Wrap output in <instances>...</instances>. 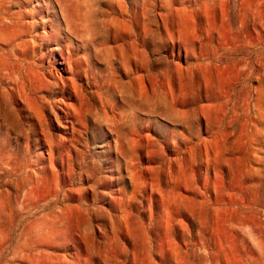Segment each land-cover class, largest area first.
I'll use <instances>...</instances> for the list:
<instances>
[{
  "label": "rangeland",
  "instance_id": "rangeland-1",
  "mask_svg": "<svg viewBox=\"0 0 264 264\" xmlns=\"http://www.w3.org/2000/svg\"><path fill=\"white\" fill-rule=\"evenodd\" d=\"M0 264H264V0H0Z\"/></svg>",
  "mask_w": 264,
  "mask_h": 264
},
{
  "label": "bare ground",
  "instance_id": "bare-ground-1",
  "mask_svg": "<svg viewBox=\"0 0 264 264\" xmlns=\"http://www.w3.org/2000/svg\"><path fill=\"white\" fill-rule=\"evenodd\" d=\"M81 7V6H80Z\"/></svg>",
  "mask_w": 264,
  "mask_h": 264
}]
</instances>
